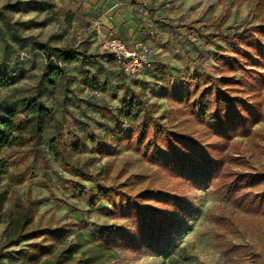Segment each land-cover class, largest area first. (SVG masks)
<instances>
[{"label":"rangeland","instance_id":"rangeland-1","mask_svg":"<svg viewBox=\"0 0 264 264\" xmlns=\"http://www.w3.org/2000/svg\"><path fill=\"white\" fill-rule=\"evenodd\" d=\"M260 2L264 0H0V9L9 19L0 17V77L8 83L0 87V117L18 102L35 96L55 114L45 131L40 155L31 145L0 153V167L7 168L0 179V191H8L5 209L17 198L34 199L39 205L35 225L59 231L47 239L54 245V257L74 247L79 238L91 255L90 247L98 243L99 235L115 232L110 235L109 250L100 255L97 264H264V212L250 205L249 197L227 192L234 175L264 173V121L255 125L248 137L226 142L225 161L218 178L211 181L182 180L122 141L115 154L95 156L90 172L96 175L100 171V177L90 183L47 151L57 127L64 135L76 133L102 140L115 127L116 110L131 91L142 92L160 125L170 129L178 125L177 130L196 138L202 146L214 144L218 150V140L166 101L162 85L187 83L198 77L218 79L216 59L230 56L233 44L206 37L264 25L256 18ZM106 19L118 21L116 27L123 33L133 28V44L124 41L130 48L141 41L148 45L149 61L137 76L124 77L118 64L102 52V41L111 37L101 23ZM9 23L15 25L18 38ZM112 35L124 40L117 32ZM41 43L97 58L78 57L69 65L51 58V63H46L38 47ZM45 67L63 69L64 76L46 78ZM87 75L105 83L107 91L90 90ZM251 101L264 103V88ZM94 105L105 106L110 116L102 119ZM118 130L128 135L133 128L124 125ZM91 149L88 144L81 158H87ZM97 185L114 188L116 193L112 199L92 205ZM262 189L264 186L251 193ZM147 190L177 196L187 203V210L180 215L183 224L171 238L158 245L134 247L122 238L136 231L134 216L121 215L111 203L119 207L125 203L123 195H128L136 206L162 212L171 209L137 195ZM7 230L8 225L0 222V244ZM29 244L8 249L15 263L25 264L16 254Z\"/></svg>","mask_w":264,"mask_h":264},{"label":"trees","instance_id":"trees-1","mask_svg":"<svg viewBox=\"0 0 264 264\" xmlns=\"http://www.w3.org/2000/svg\"><path fill=\"white\" fill-rule=\"evenodd\" d=\"M262 5V2L258 4L256 18L264 24ZM0 17L9 22L4 9H0ZM9 26L13 35L18 38L15 25L9 23ZM206 39H220L233 44L230 56L221 55L216 59L220 77L208 80L198 77L187 83L163 84L162 88L166 101L175 106L181 116L193 119L206 133L218 140L221 149L217 150V145L209 143L202 146L196 138L177 130L178 125L171 127L173 129L160 125L159 119L153 117L154 107L142 98V92L131 91L116 110L115 127L109 129L102 140L76 133L64 135L62 128L57 127L47 144V151L63 167L71 169L83 181L90 183H96L100 177V171L96 175L90 172L95 156L115 154L119 142L122 141L152 164L175 172L182 180L195 183L216 180L221 163L225 161L222 154L227 150L223 148L226 142L236 137H248L252 128L264 121V103L251 101L258 98L264 88V25L231 35L219 33L207 36ZM38 47L46 63H51V58L56 61L62 59L65 65L77 62L78 57L97 58L72 48H52L46 43L38 44ZM106 57L115 62L109 55ZM44 76L60 79L64 76V70L45 67ZM5 84H8L7 80L0 77V87ZM87 84L90 90L99 93L107 91L105 83H99L90 75H87ZM94 108L102 119L110 116L105 106L94 105ZM54 120V111L44 106L39 97L18 102L0 117V153L31 145L33 151L40 155L39 149L45 144V131ZM124 125H131L133 128L128 135H122L118 130ZM88 144L92 147L90 155L82 159L81 154ZM0 168L1 179L7 174V168ZM230 186L227 192L231 196L249 197L250 205L264 212V189L255 195L251 193L264 186V173L234 175ZM115 193L114 188L97 185L91 204L102 199H112ZM137 195L157 200L171 209L162 212L156 208L136 206L130 201L132 196L123 195L126 198L124 204L119 207L113 203L111 205L121 215L134 216L136 231L133 234H123L125 237L122 238L134 247L158 245L171 238L183 224L180 215L187 210V203L160 190L141 191ZM7 202L8 191H0V222L8 225L4 240L0 244V264H18L14 262L8 249L26 243L30 244L16 254L18 260L25 264H97L100 255L111 246L110 235L115 232L99 235L98 243L90 247L91 255L84 249V243L79 238L74 247L62 252L63 255L54 257V245L47 239L49 235L54 236L59 231L39 229L35 225L38 203L30 196L24 200L17 198L12 207L6 210ZM58 236L62 237L60 234Z\"/></svg>","mask_w":264,"mask_h":264},{"label":"built area","instance_id":"built-area-1","mask_svg":"<svg viewBox=\"0 0 264 264\" xmlns=\"http://www.w3.org/2000/svg\"><path fill=\"white\" fill-rule=\"evenodd\" d=\"M101 50L113 58L126 77L137 76L147 65L151 54L145 42H136L130 48L123 40L114 36L102 41Z\"/></svg>","mask_w":264,"mask_h":264},{"label":"crops","instance_id":"crops-1","mask_svg":"<svg viewBox=\"0 0 264 264\" xmlns=\"http://www.w3.org/2000/svg\"><path fill=\"white\" fill-rule=\"evenodd\" d=\"M117 22L118 21H113V20H109V19L101 21L102 25L105 26L107 31L111 33V35H109V36H114V35H112V33L117 32L118 34L122 35V37L124 38V40L123 39L122 40L125 41L128 45L133 44V41H134L133 37H132L133 28L129 29L131 31H127V33L126 32L123 33V32H121L120 29H118L116 27L117 26ZM127 25H130V23H127ZM118 26H120V24H118ZM115 27H116V29H114ZM116 37H118V36H116Z\"/></svg>","mask_w":264,"mask_h":264}]
</instances>
